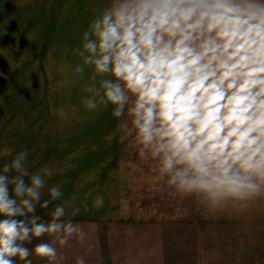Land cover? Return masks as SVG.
<instances>
[{
  "label": "clouds",
  "instance_id": "obj_1",
  "mask_svg": "<svg viewBox=\"0 0 264 264\" xmlns=\"http://www.w3.org/2000/svg\"><path fill=\"white\" fill-rule=\"evenodd\" d=\"M72 55L79 79L91 72L85 110L127 115L163 190L206 211L264 200V0H109ZM28 155L0 171V264H55V243L88 238L71 218L79 208L58 204L50 221L36 214L63 191L51 186L42 201L54 173H30ZM45 235L54 241L34 243Z\"/></svg>",
  "mask_w": 264,
  "mask_h": 264
},
{
  "label": "crops",
  "instance_id": "obj_2",
  "mask_svg": "<svg viewBox=\"0 0 264 264\" xmlns=\"http://www.w3.org/2000/svg\"><path fill=\"white\" fill-rule=\"evenodd\" d=\"M108 4L109 0H0V171L27 149L30 173L45 166L54 173L46 178L42 201L50 199L51 186L60 184L63 191L48 208L38 205L36 214L50 221L58 204H65L69 214L79 208L71 218L88 238L83 243L72 238L66 246L55 243V264H75L79 256L86 264H164L177 256L171 245L174 223L147 217L133 197V190L161 187V182L156 162L151 159L148 167L150 161L139 156L127 115L116 121L111 106L94 112L103 116L102 121L75 129L88 133L69 141L67 124H51L50 108L44 104L46 84L92 83L90 70L83 80L74 74L81 61L72 49L81 44L91 18ZM53 241L45 235L34 243ZM32 260L46 264L35 256Z\"/></svg>",
  "mask_w": 264,
  "mask_h": 264
},
{
  "label": "rangeland",
  "instance_id": "obj_3",
  "mask_svg": "<svg viewBox=\"0 0 264 264\" xmlns=\"http://www.w3.org/2000/svg\"><path fill=\"white\" fill-rule=\"evenodd\" d=\"M89 84H46L44 104L50 108L49 122L67 124L69 141L86 137L88 130L75 129L88 128L103 119L85 110L81 102ZM147 160L149 167L151 159ZM153 186L133 190V197L142 204V213L147 217L161 216L174 223L171 245L177 256L164 264H264V200L246 209L229 206L206 211L190 198L170 195L160 186Z\"/></svg>",
  "mask_w": 264,
  "mask_h": 264
}]
</instances>
